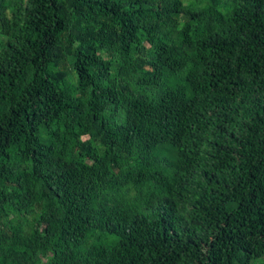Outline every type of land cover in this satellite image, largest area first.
Here are the masks:
<instances>
[{
	"label": "trees",
	"instance_id": "obj_1",
	"mask_svg": "<svg viewBox=\"0 0 264 264\" xmlns=\"http://www.w3.org/2000/svg\"><path fill=\"white\" fill-rule=\"evenodd\" d=\"M0 264H264V0H0Z\"/></svg>",
	"mask_w": 264,
	"mask_h": 264
}]
</instances>
